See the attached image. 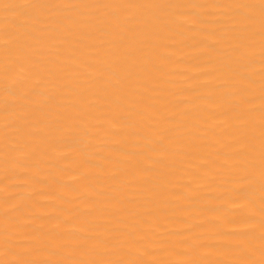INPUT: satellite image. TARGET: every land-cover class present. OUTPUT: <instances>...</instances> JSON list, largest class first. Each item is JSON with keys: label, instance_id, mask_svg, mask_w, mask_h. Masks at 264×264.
<instances>
[{"label": "bare ground", "instance_id": "bare-ground-1", "mask_svg": "<svg viewBox=\"0 0 264 264\" xmlns=\"http://www.w3.org/2000/svg\"><path fill=\"white\" fill-rule=\"evenodd\" d=\"M0 264H264V0H0Z\"/></svg>", "mask_w": 264, "mask_h": 264}]
</instances>
